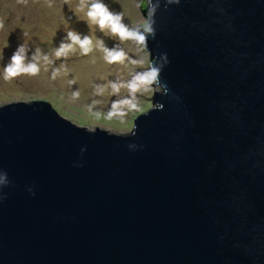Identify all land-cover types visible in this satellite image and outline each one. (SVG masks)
<instances>
[{
  "label": "water",
  "instance_id": "1",
  "mask_svg": "<svg viewBox=\"0 0 264 264\" xmlns=\"http://www.w3.org/2000/svg\"><path fill=\"white\" fill-rule=\"evenodd\" d=\"M141 9L130 133L0 106V264H264V0Z\"/></svg>",
  "mask_w": 264,
  "mask_h": 264
},
{
  "label": "rangeland",
  "instance_id": "2",
  "mask_svg": "<svg viewBox=\"0 0 264 264\" xmlns=\"http://www.w3.org/2000/svg\"><path fill=\"white\" fill-rule=\"evenodd\" d=\"M89 3L86 0L81 10V0H0V106L40 100L79 127L128 134L134 117L151 108L150 95L155 90L148 84L151 58L139 39L146 23L141 9L144 0H103L131 31L132 35L123 39L88 19ZM69 31L81 39L89 37L91 50L87 54L73 45L66 54L55 55L62 40L71 43L64 39ZM21 44L28 49L25 64L40 50L39 71L5 80L4 66ZM105 49L123 55L109 62Z\"/></svg>",
  "mask_w": 264,
  "mask_h": 264
},
{
  "label": "clouds",
  "instance_id": "3",
  "mask_svg": "<svg viewBox=\"0 0 264 264\" xmlns=\"http://www.w3.org/2000/svg\"><path fill=\"white\" fill-rule=\"evenodd\" d=\"M86 0H81L80 9L83 10L85 7ZM86 15L88 19L96 24L101 30L108 28L114 35L126 38L132 35L131 31L126 25L121 23V15L117 12L109 10L108 6L103 3V0H90L88 4ZM2 27V23H0ZM71 41L69 44H65L64 40L61 41L59 48L56 50L55 55L60 57L66 54L73 48V45H79L82 49L83 54H87L90 50L91 41L89 37L85 36L83 39L80 38L78 33L69 31L67 37ZM140 39V36H139ZM27 50L24 45H19L16 50L12 53L9 63L4 66V79L8 80L14 78L20 74L36 75L39 71L37 61L40 59L39 49L31 57V62L25 64ZM106 59L109 62L118 61L123 55L122 52L116 51L115 49H105ZM45 62H48V57H43ZM55 75V74H54ZM78 93H73V96H78Z\"/></svg>",
  "mask_w": 264,
  "mask_h": 264
}]
</instances>
